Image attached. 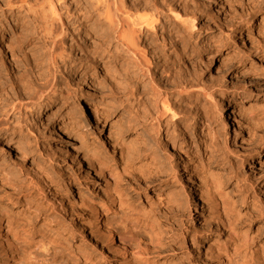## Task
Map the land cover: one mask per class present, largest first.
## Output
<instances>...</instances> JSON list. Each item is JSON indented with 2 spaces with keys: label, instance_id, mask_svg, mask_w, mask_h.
I'll return each instance as SVG.
<instances>
[{
  "label": "rangeland",
  "instance_id": "374dc122",
  "mask_svg": "<svg viewBox=\"0 0 264 264\" xmlns=\"http://www.w3.org/2000/svg\"><path fill=\"white\" fill-rule=\"evenodd\" d=\"M124 1L136 8L134 18L162 22L155 24L157 46L147 42L142 47L152 62L156 88L162 96L172 92L168 113L162 114L163 99L155 102L149 94V79L139 77L124 54L112 56L114 50L79 70L59 66L54 81L45 59L37 67L26 66L30 71L25 75L19 52L32 62L44 58L41 34L26 11L2 18L0 101L8 104V117H0V264L7 259L14 264H123L120 254L98 247L79 228V219L86 221L91 214L83 207L86 202L102 206L117 194L121 201L111 214L114 232L142 239L145 250L131 257L136 264L264 262V116L252 108L264 96V0H230L221 10L207 0ZM62 2L66 19L73 3ZM253 13L259 28L249 32L250 40L239 39V31L247 34ZM192 19L198 30L189 27ZM105 27L95 18L87 21L65 40L60 53L95 43L87 35ZM196 34L201 44L195 42ZM170 37L177 44L171 45ZM227 49L228 75L217 69ZM15 60L25 74L17 71ZM240 65L248 71L245 78ZM38 74L59 82L54 105L42 115L41 93L34 95L33 86L15 88L10 81ZM109 81L120 83L118 94L103 87ZM136 84L147 89L145 94L127 101L128 89L134 91ZM190 86V96L179 95ZM207 87H214L211 99L199 96ZM88 94L105 96L111 103L107 117L81 119ZM235 102L244 105L242 115L234 111ZM11 105L21 111L10 112ZM70 115L82 125L83 136L72 133L65 145L54 124ZM156 121L161 122L158 134L153 131ZM46 131L53 137L50 147L43 143ZM5 135L13 139V155L1 143ZM24 141L27 147L21 146ZM18 149H28V154ZM98 159L104 165L87 175L83 160L95 165ZM89 218L100 226L92 214Z\"/></svg>",
  "mask_w": 264,
  "mask_h": 264
},
{
  "label": "bare ground",
  "instance_id": "6f19581e",
  "mask_svg": "<svg viewBox=\"0 0 264 264\" xmlns=\"http://www.w3.org/2000/svg\"><path fill=\"white\" fill-rule=\"evenodd\" d=\"M62 1L63 0H0V23L3 21L2 20L3 17H5L6 20H10V18L17 15V13L21 11L24 12L26 11V13L28 12L32 15L31 17L33 24L35 23L34 29H36V31L41 34V37L40 36L38 37H40L39 44L41 45L43 50H46V53L43 54L45 55L44 58L41 57L42 59L35 60L34 62H32L29 59L25 60V56H24L25 52L23 53V51L20 50L19 52L20 55L18 57H22L20 61L23 64L22 67L23 68H25L26 66L29 68L37 67L38 65L43 64L42 60L45 59V61L49 65L48 71L51 70L53 71L52 78L54 81V79L56 80L57 77L56 74L59 71V66L61 67V65H71L72 66L71 68L74 69V71L79 70L80 68H83V66L87 65L89 62H93V59H96L94 57L103 58L105 56H108L111 53V51L114 50L113 51L114 55L112 56H115L116 58H120L121 54L122 57L124 54L127 57L126 61L128 62V65L129 64L132 65L133 68L135 67L139 72V73L137 72L139 74V77L141 76L149 79V83H150L149 94L151 95V97L155 102L159 99L161 100L163 99L161 101L162 114L168 113L170 110V106L168 105V100H169L168 95L169 93L172 92H167V91L163 92L165 95L162 96V92L156 88L155 74H153L151 71L152 62L147 58L146 52L143 50L142 47V45L146 44L147 42L149 43V46H151V48H155L157 46V41L159 40L160 35L155 29V24H160L162 22H160L158 18L156 20L134 18L131 11L136 8H134V6L132 7L126 5L127 3H125L124 0H72L73 13L70 12L66 13L67 18L64 19L62 17L61 11L66 7H65V3H63ZM207 2L210 4H217V7H219V9L221 10L224 8V6L229 5L230 0H222L221 1L222 3L220 2L216 3L215 0H207ZM94 18L95 20H97L98 24L106 25L105 27L106 29L105 30L103 29V31L101 32L98 33L96 32L94 34L87 33L89 39H93L95 43H91L90 45H86V46H79V45L78 46L76 45V47L72 46L71 51L73 52H67V54H65L64 52H66V50H63L62 53H60V50L63 49L62 45L64 44L65 40H67L69 37L73 38V34L78 30V28H85L87 25V21L94 20ZM256 18H257L256 13H253V15L250 17V25L246 29V31L248 30L247 34H245V32L239 31V39L243 40L247 38L248 40H250L249 32H253L254 30H257L259 28L257 22L255 21ZM185 22H182V24H185ZM189 27L193 31L198 30V23L196 19H192V21L189 24ZM164 35L162 33L161 36L164 37ZM196 36L197 37L195 39V42H197V44H201L202 38L199 36V34H196ZM170 38H171L170 42L172 41L171 45L177 44L178 41L175 40L176 37H170ZM115 43H117V45H115L114 47ZM7 47L8 46H6V48ZM183 49L184 48L181 47L182 51ZM76 52H78L80 56H77L78 54ZM74 53H76L77 55H74ZM160 53L163 55L164 54L163 50ZM160 53H158V55H160ZM230 54L231 53L227 49L226 56L222 61V65L217 67L218 70H220L224 74L227 73V75H228V70L226 69L227 66L225 61L231 59ZM2 55H4V53ZM2 55L0 54V64L2 63L1 62ZM12 56H14V53L12 54ZM154 56H156V54ZM164 61H162V59L160 60V62H164ZM20 62L17 60L13 62V64L16 66L15 68H17V71H22V69H20V67L17 66V64ZM26 69H23L24 72H26V74L23 73L22 71V73L25 75H27L30 71V69H27V71H25ZM240 74L241 77L244 78L248 75V71L245 66L240 65ZM25 75L23 77L21 76L23 79L19 77L17 78L14 77L10 81L14 84L15 88L33 86L37 89V91L32 92L34 93V95L37 93H41L39 98L40 99L43 98V100H45V103L41 105L38 113L42 115L54 105L53 102L55 100V92H56L55 87L59 85L58 84L59 82L53 83L52 81L51 83L50 80L48 79V76L43 77L44 75L41 76V74L40 75L38 74L39 77L35 76L34 78L32 77L31 79L28 80L27 79L28 75L26 76L27 78L25 77ZM129 76H131V73ZM25 78L28 81H26ZM41 79L43 80L42 84H38L39 82H41ZM130 83H134V82H130ZM119 84H117V82L109 81V83L107 85L104 84L103 87L113 92L114 94H118L121 89ZM93 87H95V83H93ZM191 88L193 87L190 86L189 88H183L182 91L178 89L179 95L190 96ZM211 88L207 87V89H204L203 91L200 92L199 96H202L206 99H211L214 93L213 92L214 90L212 91L214 87L212 89ZM145 89L143 87H140L139 85L135 87L134 91L132 90V88L128 89V94H127L128 97L126 98V100L130 101L131 99H133V97H136L137 95L140 96L145 94ZM32 93L31 94L28 93V95L31 96ZM104 97L105 96L98 94L97 95L88 94L85 97L84 103L81 105V113H80L81 119L88 120L91 114L100 118L107 117L108 115L107 111L112 110L110 109L112 105L108 100L104 99ZM253 104L254 105H252L253 106L252 108L258 107L257 112H259L261 116L262 115L264 116V96L256 99L255 103ZM7 105L8 104H6V102L0 101V117H5V118L8 117L7 116L8 112L5 111V109H7L6 107ZM198 109L200 110V107ZM16 110L21 111L15 105H11L10 112L12 111V113H15L14 111ZM221 111L223 113H227V118L229 121L233 119L231 117V114L226 111L225 106H221ZM234 111L237 112L239 115H242L243 114L242 112L244 111V105H242V103L240 102H235ZM139 112L141 113V111H136V114H139ZM130 115L133 116L134 113ZM14 120L17 121L16 118H14ZM130 122L132 123L133 121L130 120ZM160 124H161L160 121H156L157 126L153 128V131L157 134L159 133L158 128ZM54 128L59 133L61 142L64 143L65 145L68 143L69 137L72 133L74 134L77 133L79 136H83V133L81 132L82 125L76 123V118L73 115L67 116L58 123H55ZM234 133L237 134L236 128ZM12 142L13 139L10 135H5L1 137V143H4L5 145L9 146V150H10L9 155H13L12 153L13 149L10 145V143ZM52 142H53V137H51V133L47 131L44 132L43 133L44 146L50 147ZM21 146L27 147L28 143L24 141L21 143ZM64 150H66V146ZM18 151L22 155L28 154V149L27 150L18 149ZM75 155L76 153L72 154V156ZM92 155H94V153ZM98 160L96 163L97 165L96 164L94 165V163H88L87 161L83 160V164L85 165V171L87 175L92 174V172H94L97 169V167L99 166L101 167L102 165H104L101 162V159ZM75 194H79V190H77ZM120 201H121L120 195L117 194L113 197L111 196V198L108 201H106L105 204H102V206L95 205L91 202L89 203L86 202L85 206L83 207L88 206V210L95 217V221L98 222V224L100 223V226L97 225L95 226L93 223H91V220L89 218V216L91 215L90 214L86 218L87 219L86 221H84V219L82 218L79 219V225H80L79 228L82 231V234L88 235V237L91 238V240L94 241L95 245H97L98 247L105 248L106 251L107 250L109 251L111 249L112 251H114L113 253L120 254L123 264H136L135 262H133L131 257L138 256L140 255L141 251L145 250L141 248V246L143 245L142 239L132 234L120 233L118 231L114 232L115 230L113 228V224H115V222L111 214L112 211L114 210L115 205ZM26 234L28 233H25V235ZM41 243L42 241L38 242V248L40 249H42ZM103 254L100 253V255L102 256ZM102 259L104 258L102 257ZM87 260L89 259L87 258ZM92 261L89 260V264H95ZM3 264H14V263L13 261L7 259L6 261L3 262ZM213 264H227V262L219 260L217 262H214ZM234 264H241V263L236 262ZM253 264H264V262L260 260L259 261L256 260V262L254 261Z\"/></svg>",
  "mask_w": 264,
  "mask_h": 264
}]
</instances>
